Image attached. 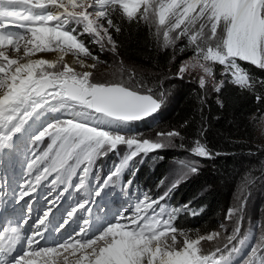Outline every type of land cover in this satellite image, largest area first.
Returning a JSON list of instances; mask_svg holds the SVG:
<instances>
[{"label": "snow or ice", "instance_id": "1", "mask_svg": "<svg viewBox=\"0 0 264 264\" xmlns=\"http://www.w3.org/2000/svg\"><path fill=\"white\" fill-rule=\"evenodd\" d=\"M141 23L172 50V62L191 53L167 79L205 93L230 83L264 101V80L244 66L264 70V0H0V193L10 189L19 205L0 213V264H236L250 243L239 264H264V221L248 215L259 189L251 174L220 230L179 227L181 213H198L169 204L172 192L218 153L199 138L203 129L190 149L175 128L154 137L138 130L146 121L158 128L169 95L159 78L153 86L120 61L118 81L95 79L100 66H112L90 45L116 56L114 33ZM171 147L189 153L176 178L155 198L133 197V180L123 178L133 161ZM110 153L121 159L101 176L97 161ZM21 155L23 178L11 188L7 170ZM117 186L128 199L113 212Z\"/></svg>", "mask_w": 264, "mask_h": 264}, {"label": "trees", "instance_id": "2", "mask_svg": "<svg viewBox=\"0 0 264 264\" xmlns=\"http://www.w3.org/2000/svg\"><path fill=\"white\" fill-rule=\"evenodd\" d=\"M114 38L119 46L117 56L131 69L139 75H147L152 84L159 78L164 86L173 88L176 105L165 119L166 127L179 130L186 137L184 144L189 149L203 129L204 135L199 138L213 153H218L211 159H200L202 166L197 176L185 180L168 203L174 206L189 204L198 213L195 216L181 213L177 221L179 227L199 229L201 233L219 230L226 210L232 205L237 177L261 159L255 154L258 153L255 120L264 113V101L258 103L255 93L240 90L230 83H226L220 93L210 89L205 93L195 82L167 79L177 71L179 61L191 53L177 55L178 61L172 62V50H161L143 23L139 26L124 24L123 31L114 33ZM90 47L97 55H102L94 45ZM106 61L111 65L112 61L108 58ZM244 66L254 77L264 80V70ZM219 69L217 66V79H222ZM258 91L264 94V89ZM186 121L187 126L181 127ZM188 156V151L180 147L161 151L160 160L151 156L139 182L142 185L150 182L153 189L161 186L160 181L168 174V164ZM158 161L162 162L156 166Z\"/></svg>", "mask_w": 264, "mask_h": 264}, {"label": "rangeland", "instance_id": "3", "mask_svg": "<svg viewBox=\"0 0 264 264\" xmlns=\"http://www.w3.org/2000/svg\"><path fill=\"white\" fill-rule=\"evenodd\" d=\"M94 46L99 50V48L96 45H94ZM101 54L102 55L100 56V58L102 60H106V58H108L110 61H112L111 62V66L112 67L111 68H107L104 65L100 66L97 69V72H96V75H95V79L97 81H112V82L118 81L119 80V74L117 73V66H118L120 61L123 62V67L126 70L134 71V69H131L126 64V62L123 59L119 58L117 55L113 56V54L111 52H108V51H103V52H101ZM40 55H42V54H40ZM177 61H178V57L176 56L175 62H177ZM76 63L77 62L74 60V65ZM179 63H180V61H179ZM178 66H179V64H178ZM218 67H220V66H218ZM114 73H116V74L114 75ZM173 74L174 73H172L171 75H173ZM137 78L138 79H142L145 82H149L150 81V79H149V77L147 75H139V74H137ZM171 80L174 81V82L181 81V80H176V79H171ZM124 81H127V76L126 75L124 76ZM153 86H155V84H153ZM165 88L167 89L169 95H168L165 107L162 109V111L160 112V115H158V117H157L158 128L157 127H152V130L149 131L150 126H152L151 125V121H146V122H143L141 124H137L138 130L143 132V133H145L147 136L154 137L155 136V132L157 130H170L165 125V123H166L165 119L167 118L168 113L176 105V100H175V97H174L173 88H170V86H165ZM212 92H214V91H212ZM255 126L257 128V143H256V146H257V149H258V153H255V154L260 155L261 159H260V161L257 164L252 165L251 167H249L248 171H246V172H244L242 174H239V176L237 177V180H236L235 195H234L232 203H231L232 204L231 206L235 205L236 198H237V195H238V192H239V188H240V185H241V182H242L243 178L246 175L251 174V177L253 179H255L257 184L259 185V189L253 191L251 200H250L249 205H248V215L251 217V220L253 222H255V220H257V219H260V220L264 221V207H262V206H264V177H262V175H261V170L264 169V119H260L259 117L256 118ZM171 148L174 149L176 147H171ZM161 151H163V150H159L157 152H161ZM188 158H189V156L186 157L185 159H188ZM192 158L193 159H198V158H195V157H192ZM182 160H184V159H182ZM179 161L180 160L172 162L170 170H169V174H172L176 170H178ZM201 166H202V162L199 160V171L201 169ZM21 170H22V173H23L24 172L23 161H22V165H21ZM196 176H197V174L196 175H191L187 179H191L192 177H196ZM175 178H173L171 181H173ZM20 182H21V180H20ZM169 184H167V186ZM167 186H166V188H167ZM166 188H165V190H166ZM115 206H117V205H115ZM247 224H248V221H247V217H246L245 227H247ZM230 227H231V225H230ZM250 245H251V243L248 245L247 248L244 249V253L240 257L235 258L236 259V263L239 262L240 260H242L244 258V255H246L248 253V251L250 249L249 248ZM212 247H215V242H213L211 245H209L207 243L205 244V248L206 249L212 248Z\"/></svg>", "mask_w": 264, "mask_h": 264}, {"label": "bare ground", "instance_id": "4", "mask_svg": "<svg viewBox=\"0 0 264 264\" xmlns=\"http://www.w3.org/2000/svg\"><path fill=\"white\" fill-rule=\"evenodd\" d=\"M43 55H51V54H42V56ZM73 62V64H74V60L72 61ZM45 119H47V117L45 118ZM251 247V245L249 246V248ZM248 250V249H247Z\"/></svg>", "mask_w": 264, "mask_h": 264}, {"label": "water", "instance_id": "5", "mask_svg": "<svg viewBox=\"0 0 264 264\" xmlns=\"http://www.w3.org/2000/svg\"><path fill=\"white\" fill-rule=\"evenodd\" d=\"M158 115H160V113H159ZM157 117H158V116H157Z\"/></svg>", "mask_w": 264, "mask_h": 264}]
</instances>
